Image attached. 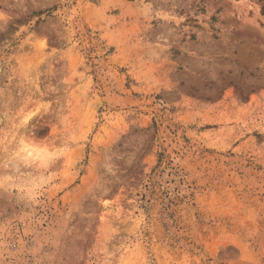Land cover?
<instances>
[{
  "label": "rangeland",
  "instance_id": "1",
  "mask_svg": "<svg viewBox=\"0 0 264 264\" xmlns=\"http://www.w3.org/2000/svg\"><path fill=\"white\" fill-rule=\"evenodd\" d=\"M0 264H264V0H0Z\"/></svg>",
  "mask_w": 264,
  "mask_h": 264
}]
</instances>
